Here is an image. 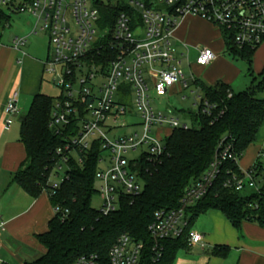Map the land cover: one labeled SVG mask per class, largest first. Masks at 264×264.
<instances>
[{
    "label": "built area",
    "instance_id": "obj_1",
    "mask_svg": "<svg viewBox=\"0 0 264 264\" xmlns=\"http://www.w3.org/2000/svg\"><path fill=\"white\" fill-rule=\"evenodd\" d=\"M101 3L121 9L112 18L113 22L102 18ZM0 11L33 17L29 34L46 31L49 36L43 72L60 89V97L51 112V127L56 135L72 127L75 132L57 150L58 163L49 183L53 188L58 187L65 178L69 160L74 158L82 163L79 154L97 145L100 155L95 173V181L99 182L96 194L103 216L118 209L121 197L141 192L138 164L143 159L158 161L165 154L164 143L171 132L190 128L176 118L156 112L151 102L152 94L162 98L182 94L196 86L193 85L196 79L184 73L181 61L175 56L173 33L180 21L192 16L221 31L227 30L240 49H254L264 43V0H0ZM137 18L141 23H133ZM26 43L27 37H16L13 47L19 49ZM181 51L182 58L188 60V47L183 45ZM215 59L213 51L203 49L198 53L196 65L205 67ZM125 87L133 92L131 102L139 115V123L132 126L139 127L140 132L110 139L113 131L132 127L125 119L134 113L129 101L123 100ZM198 89L200 93L194 95L198 111L209 114L215 106ZM18 96V92H13L5 103L4 130L12 126L13 117L18 113ZM262 159L264 151L259 153L255 164ZM235 160L231 145L222 142L206 173L185 190L180 207L154 213L148 226L151 238L162 241L185 235L187 210L208 193L220 175L222 164ZM255 164L242 172L241 180H236V193L257 191V181L264 180V172L256 177ZM63 169L60 183H53L51 176L58 177ZM53 211L54 215L60 213L62 219L68 214L58 208ZM3 228L0 221V231ZM187 241L192 247L201 243V237L189 230ZM141 251L140 243L121 235L109 250L107 263L90 254L79 257L75 264H138ZM152 251L158 261L161 249Z\"/></svg>",
    "mask_w": 264,
    "mask_h": 264
},
{
    "label": "trees",
    "instance_id": "obj_2",
    "mask_svg": "<svg viewBox=\"0 0 264 264\" xmlns=\"http://www.w3.org/2000/svg\"><path fill=\"white\" fill-rule=\"evenodd\" d=\"M120 10L110 4L99 5L102 18L111 22ZM7 20L8 16L0 11V22ZM221 33L224 57L245 62L248 74L252 75V58L257 48L240 49L234 45L227 30ZM193 85L201 89L206 101L215 109L204 115L198 111L190 117L195 127L186 131L173 130L165 140V154L158 161L143 159L137 166L142 180L141 192L121 197L118 209L107 216L91 207V200L96 195L94 182L100 155L97 145L79 154L82 163L74 158L69 160L65 178L58 187L53 188L49 183L58 163L57 150L75 132L72 127L56 135L51 127L55 99L41 93L32 99L27 114L22 117L24 122L19 124L26 159L13 174L12 183L33 199L45 192L53 209L68 214L65 219L60 213L55 214L47 231L35 236L44 253L23 264H75L79 257L90 254L107 263L109 250L121 235L142 245L138 264H173L179 250L190 248L187 235L195 220L210 210L220 212L239 233L244 222L264 227V180L259 179L257 191L249 195L234 191L236 180L244 176L238 164L245 151L256 142V134L264 120V100L261 98L264 95V67L257 78H252L250 87L238 94L220 81L207 86L196 80ZM222 142L231 145L236 160L222 164L220 175L208 193L187 210L185 235L155 241L148 232L154 213L180 207L185 190L206 173ZM255 166L256 177H259L264 169L260 163ZM153 248L161 249L158 261L154 259ZM227 252L228 248H216L211 254L225 258Z\"/></svg>",
    "mask_w": 264,
    "mask_h": 264
},
{
    "label": "crops",
    "instance_id": "obj_3",
    "mask_svg": "<svg viewBox=\"0 0 264 264\" xmlns=\"http://www.w3.org/2000/svg\"><path fill=\"white\" fill-rule=\"evenodd\" d=\"M187 18L204 26L200 18L186 16L174 29L172 42L177 50L175 56L181 64L190 57V48L180 41L184 36V21ZM14 39H9L5 43L0 41V221L4 224L3 230L0 231V264H23L43 255L44 249L35 236L45 233L49 221L54 217L53 208L45 192L33 199L12 183V176L25 161L26 152L20 141V125L19 128L12 125L8 130H4L5 103L13 92H18L17 110L20 102H22V110L36 95L42 94L45 76L43 64L47 60L24 53L26 44L15 49ZM183 45L188 47V60L182 58ZM223 50L222 40V57H224ZM195 52L198 56L199 51ZM215 55L216 59L211 63L212 66L220 64L221 59L216 53ZM216 82L219 81L207 86H212ZM220 82L230 86L225 78ZM174 92L175 89L172 90V93ZM261 98L264 100V95ZM262 151H264V120L256 134V142L245 151L239 162V169L242 172L249 170L257 162L258 155ZM259 163L264 169V159ZM252 192L247 190L242 195H249ZM193 224L190 231L201 237V243L190 248L200 252L207 250L211 253L216 248H228L227 257L219 258L210 253L203 258V263L264 264V227L244 222L239 233L220 212L213 210L199 216Z\"/></svg>",
    "mask_w": 264,
    "mask_h": 264
},
{
    "label": "rangeland",
    "instance_id": "obj_4",
    "mask_svg": "<svg viewBox=\"0 0 264 264\" xmlns=\"http://www.w3.org/2000/svg\"><path fill=\"white\" fill-rule=\"evenodd\" d=\"M8 16L7 22H0V41L5 43L9 39L21 38L27 36V43L24 46V53L39 57L40 59H46L49 53V36L46 31H40L36 35H30L32 30L31 25L34 23V18L27 14H12ZM199 19V18H197ZM204 26L198 22H192L190 19H185V30L183 39L180 41L190 48V57L188 61H184L181 64L182 70L187 76L193 75L199 82L208 85L215 81H220L225 78L229 81L233 93L238 94L247 90L250 87L252 78H257V75L261 73L264 67V43H262L255 51L252 58V75L248 74V66L242 61H233L230 58L222 57V33L218 27H213L204 20ZM141 23L139 18L134 19L133 23ZM208 25H206V24ZM206 25V27H205ZM211 49L217 54L219 65L212 66L211 64L201 67L195 65L196 53L195 51H201L203 49ZM224 51V50H223ZM229 65V66H228ZM53 78L49 74H45L43 80L42 94L52 98L58 99L60 97V89L52 83ZM130 87L129 85H125ZM128 87H125V92H122L123 100L129 101V106L133 110V116L125 117L128 125H134L139 123V115L137 114L133 102V92ZM124 90V86L121 87ZM131 88V87H130ZM193 92V93H191ZM200 93L198 86L190 87L182 94L168 95L167 97L158 98L155 95H151L152 106L156 112H160L168 117L176 118L181 123H186L190 127H195L194 121H191L190 117L198 113V105L194 100V95ZM26 104V103H25ZM31 100L27 103L26 107L21 110L22 102L18 105L19 112L13 117V126L19 128L18 119L27 114ZM24 107V106H23ZM169 112L171 113L169 115ZM135 132H140L139 127H128L126 129H117L109 136L112 139L113 136L118 135H130ZM106 156V154H104ZM133 156H131L132 158ZM63 169L58 177L51 176L53 183L59 184L64 173ZM95 190L99 187V182H94ZM244 193L247 190L243 191ZM91 207L94 210L99 211L101 208V201L96 194L91 200ZM194 225V224H193ZM192 225V227H193ZM211 251L205 250L200 252L199 250L189 248L188 250H179L176 254V258L173 264H205L203 258L210 255ZM10 264V263H9Z\"/></svg>",
    "mask_w": 264,
    "mask_h": 264
},
{
    "label": "water",
    "instance_id": "obj_5",
    "mask_svg": "<svg viewBox=\"0 0 264 264\" xmlns=\"http://www.w3.org/2000/svg\"><path fill=\"white\" fill-rule=\"evenodd\" d=\"M18 122H19V124L23 123L24 122V118L18 119Z\"/></svg>",
    "mask_w": 264,
    "mask_h": 264
}]
</instances>
